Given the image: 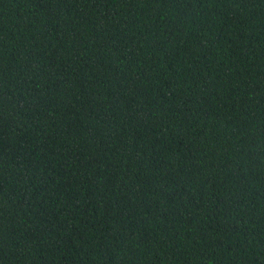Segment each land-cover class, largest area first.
Returning <instances> with one entry per match:
<instances>
[{
  "label": "trees",
  "instance_id": "1",
  "mask_svg": "<svg viewBox=\"0 0 264 264\" xmlns=\"http://www.w3.org/2000/svg\"><path fill=\"white\" fill-rule=\"evenodd\" d=\"M0 264H264V0H0Z\"/></svg>",
  "mask_w": 264,
  "mask_h": 264
}]
</instances>
